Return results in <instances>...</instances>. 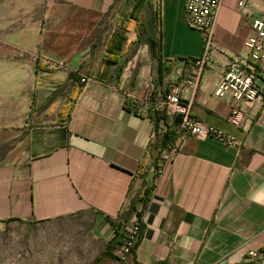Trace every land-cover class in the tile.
I'll return each instance as SVG.
<instances>
[{
	"label": "crops",
	"instance_id": "obj_1",
	"mask_svg": "<svg viewBox=\"0 0 264 264\" xmlns=\"http://www.w3.org/2000/svg\"><path fill=\"white\" fill-rule=\"evenodd\" d=\"M185 1L27 2L29 17L44 13L0 53V222L88 214L96 264H264V68L261 100L240 105L237 126L229 97L213 96L225 65L245 56L264 0H221L207 33L187 25ZM201 57L197 86L181 98L238 146L184 136L160 149L146 97ZM144 184L142 236L121 257L113 226Z\"/></svg>",
	"mask_w": 264,
	"mask_h": 264
},
{
	"label": "built area",
	"instance_id": "obj_2",
	"mask_svg": "<svg viewBox=\"0 0 264 264\" xmlns=\"http://www.w3.org/2000/svg\"><path fill=\"white\" fill-rule=\"evenodd\" d=\"M220 3L221 0H186L187 25L200 32H209ZM252 29L253 36L243 42L245 56H235L225 65L213 92L217 99L229 97L231 114L227 121L233 126H237L244 117L240 105L261 100L262 97L257 75L258 70L264 68V14L252 21ZM206 62V57L194 60L192 62L194 73L183 76L166 93H158L155 96L149 93L146 97V107L148 111L154 110L160 118H164L172 125L177 138L184 136L198 140L214 138L226 146L236 148L238 144L234 138L199 122L192 116L190 104L181 98L183 89H194L197 86L199 74ZM49 66L63 67L64 63L50 61ZM166 130V126L160 120L157 134L161 137ZM157 134L155 133V136ZM170 149L174 151L173 148ZM137 212V209L131 211L129 217L124 222L116 224L112 230V238L121 257L133 253L139 240L142 224ZM248 255L254 257L255 253L250 251Z\"/></svg>",
	"mask_w": 264,
	"mask_h": 264
},
{
	"label": "rangeland",
	"instance_id": "obj_3",
	"mask_svg": "<svg viewBox=\"0 0 264 264\" xmlns=\"http://www.w3.org/2000/svg\"><path fill=\"white\" fill-rule=\"evenodd\" d=\"M29 1L0 0V53L28 18L44 13L42 6L29 17ZM91 228L88 214L47 222H0V264H96L100 242L92 238Z\"/></svg>",
	"mask_w": 264,
	"mask_h": 264
},
{
	"label": "trees",
	"instance_id": "obj_4",
	"mask_svg": "<svg viewBox=\"0 0 264 264\" xmlns=\"http://www.w3.org/2000/svg\"><path fill=\"white\" fill-rule=\"evenodd\" d=\"M149 113L151 114V118L154 122L156 134L158 133V130L160 127V120H162L163 124L166 126V129H167L166 132L161 137L159 136V134H157L158 140L160 141L159 142L160 143L159 148L160 149H166V148L173 147L174 143L176 142V139H177L173 126L169 125L164 118H160L158 113L155 112L154 110L149 111ZM155 169H158L157 164H155ZM151 189H152L151 186H147L146 184L143 185V187L141 188L140 192L137 195V198H136L134 205L129 210V214L131 213V211L137 209V211H138L137 216H138V218L141 217L142 212L145 210L147 203L149 201ZM115 226H113V228H115ZM142 231H143V226L141 225V234H140L139 240L142 236ZM139 240H138V242H139ZM115 245L117 246L116 242H115ZM109 249H110V246L106 247V249L103 251L102 254H105L107 252V250H109Z\"/></svg>",
	"mask_w": 264,
	"mask_h": 264
}]
</instances>
